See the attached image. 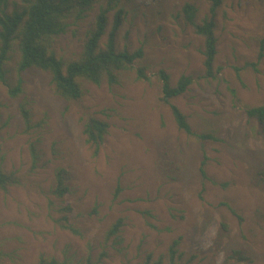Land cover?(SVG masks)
<instances>
[{
    "label": "rangeland",
    "instance_id": "1",
    "mask_svg": "<svg viewBox=\"0 0 264 264\" xmlns=\"http://www.w3.org/2000/svg\"><path fill=\"white\" fill-rule=\"evenodd\" d=\"M19 2L0 0V6ZM187 2L199 8L198 22L210 17L217 22L216 78L205 76L203 38L181 12ZM211 6L206 0L127 4L117 47L143 46L138 64L148 67L151 81L135 79L131 70L121 74L119 84L88 83L81 99L65 101L51 89L48 73L23 71L22 98L30 101L36 125L30 129L20 99L0 84L7 166L25 179L22 187L0 191V264H36L41 253L97 259L104 252L100 264H137L150 253L170 264L169 246L177 238L178 264H264V125L246 113V107L264 104V58L257 70L246 67L257 60L264 35V0H224L215 13ZM95 12L58 39L61 53L81 48ZM236 67L243 69L239 73ZM161 68L173 82L182 74L193 78L172 102L194 131L217 140H202L177 126L162 99ZM90 115L110 125L97 155L82 131ZM205 154L208 178L200 171ZM58 170L69 187L63 197L52 192ZM68 205L79 233L59 222ZM119 217L124 218L120 237L107 239ZM235 249L253 262L230 259Z\"/></svg>",
    "mask_w": 264,
    "mask_h": 264
},
{
    "label": "trees",
    "instance_id": "2",
    "mask_svg": "<svg viewBox=\"0 0 264 264\" xmlns=\"http://www.w3.org/2000/svg\"><path fill=\"white\" fill-rule=\"evenodd\" d=\"M211 3V11L215 13L224 0H206ZM136 0H20L17 5L8 8L0 6V84L8 89L10 97L20 99L19 111L26 129L36 126L33 123V114L30 101L25 97V85L22 72L31 68L42 70L50 76V86L55 95L65 101L79 100L86 91V84L101 85L108 82L110 85L121 82V74L134 70L140 81H151L148 67L138 64L145 56V48L140 46L136 50L117 47L116 35L129 13L127 4ZM96 8L95 16L86 31L81 48L73 51L72 55L65 56L56 46L58 39L66 35L71 26L84 21L92 10ZM198 7L187 2L181 12L185 20L192 24L198 35L203 38L201 52L204 60L205 76L216 78L219 70H215V61L218 54V37L216 34L217 22L214 17L197 21ZM110 24H112L110 26ZM107 36L105 43L102 42ZM264 58V35L260 39V48L257 60L247 63L246 67L258 69V64ZM240 73L243 67H236ZM162 87V99L169 104L177 126L188 135H194L202 140H217L211 133H199L193 130L187 115L172 99L186 92L193 83L190 75L182 74L173 82L169 72L161 68L158 71ZM2 102L0 100V191L8 192L12 187H22L25 179L16 168L7 166V154L3 147L2 132L7 125L2 119ZM248 117L264 125V104L246 107ZM40 124V123H39ZM38 124V125H39ZM82 131L85 142L93 148L97 155L105 142L109 132V123L94 115L83 119ZM36 157V149L32 146ZM206 154L200 163L202 176L206 173ZM228 184H226L227 186ZM69 190L65 183L62 170L56 173V181L52 192L63 197ZM227 204V203H224ZM66 212L59 222L62 227L74 233L79 230L71 223V206H63ZM149 213L150 211H146ZM241 217V216H240ZM124 218L119 217L106 231L107 239L117 240L122 232ZM180 239H174L169 246L168 260L170 264H178L182 252L179 251ZM104 253L94 259L92 255L76 259L72 257L59 258L55 255L41 253L36 264H100ZM230 259L238 262L252 263L253 259L242 249H235ZM137 264H163V258H153L150 253L145 260Z\"/></svg>",
    "mask_w": 264,
    "mask_h": 264
}]
</instances>
